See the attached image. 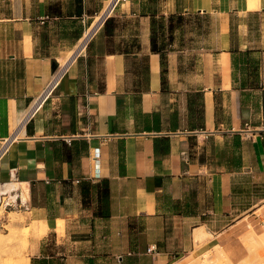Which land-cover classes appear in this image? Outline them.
<instances>
[{
    "label": "crops",
    "instance_id": "obj_1",
    "mask_svg": "<svg viewBox=\"0 0 264 264\" xmlns=\"http://www.w3.org/2000/svg\"><path fill=\"white\" fill-rule=\"evenodd\" d=\"M111 1L0 0V189L28 264H167L196 236L236 261L264 224V0Z\"/></svg>",
    "mask_w": 264,
    "mask_h": 264
},
{
    "label": "rangeland",
    "instance_id": "obj_2",
    "mask_svg": "<svg viewBox=\"0 0 264 264\" xmlns=\"http://www.w3.org/2000/svg\"><path fill=\"white\" fill-rule=\"evenodd\" d=\"M244 19L246 18L243 16H234L233 23L237 25L244 22ZM249 20L256 24L259 23L258 15L250 17ZM209 22L211 20L208 18L184 16L180 25L188 29L192 25H207ZM184 33L188 35L189 31ZM58 66L61 68L62 65ZM22 210V207L17 203L10 205H5V202L0 203V264H7L9 261L12 248L10 245L13 242L19 243L24 240L27 241V243L25 241L27 248L25 247V251L21 248L22 261L24 264H28V254L32 251L34 244L33 224L25 217ZM195 238L196 245L193 250L172 257L167 264H264V224L258 234L249 233L242 238L247 252L236 261L231 260L219 246L214 245L207 237L196 236Z\"/></svg>",
    "mask_w": 264,
    "mask_h": 264
},
{
    "label": "trees",
    "instance_id": "obj_3",
    "mask_svg": "<svg viewBox=\"0 0 264 264\" xmlns=\"http://www.w3.org/2000/svg\"><path fill=\"white\" fill-rule=\"evenodd\" d=\"M182 19H183V17L180 15L169 16L167 18V21L169 22V24H168L169 28L172 25L179 26ZM163 24H164L163 17H160L159 19H155L153 17L151 20V50L154 52H160L161 64L163 63L162 60L164 59V55L162 53L163 45H162V43H159V46L157 45V37L159 36V31L163 27ZM248 62H250L251 71L255 72L257 70V65L255 63L256 61L254 59L248 58ZM263 107H264V95H263ZM104 190L106 191V187L104 188ZM103 195H105L104 192H103ZM45 263H46L45 259H41L39 262V264H45Z\"/></svg>",
    "mask_w": 264,
    "mask_h": 264
},
{
    "label": "bare ground",
    "instance_id": "obj_4",
    "mask_svg": "<svg viewBox=\"0 0 264 264\" xmlns=\"http://www.w3.org/2000/svg\"><path fill=\"white\" fill-rule=\"evenodd\" d=\"M110 6V5H109ZM104 14H105V12L102 14V15H100L99 16V18H104ZM93 32H92V29L91 30H89L83 37H82V40H80L79 41V43H80V45H79V43H78V45H77V48H78V46H80L81 48L83 47V45H85L86 44V42H87V40L89 39V37L91 36V34H92ZM62 68L59 70V75L63 72V70H64V68L66 67V63H63L62 64V66H61ZM15 186V185H14ZM12 184H7V185H5V186H3L0 190L2 191V192H7V194H9L10 195V197H12V198H14V196H15V193H14V190H15V187H14ZM11 213V212H10ZM25 236V235H24ZM27 239V238H26ZM25 241L26 240H24L23 242H19V243H14L13 242V244L12 245H10V246H12V248H11V250H10V259H9V261L7 262V264H24V262L22 261V257H23V255L21 254V248H22V250L23 251H25V247L27 248V246H26V243H27V241H26V243H25ZM248 241V240H247ZM246 241V242H247ZM21 245H22V247H21ZM9 250V249H8ZM7 250V251H8ZM6 253V252H5ZM24 259V258H23ZM1 260V259H0Z\"/></svg>",
    "mask_w": 264,
    "mask_h": 264
},
{
    "label": "built area",
    "instance_id": "obj_5",
    "mask_svg": "<svg viewBox=\"0 0 264 264\" xmlns=\"http://www.w3.org/2000/svg\"><path fill=\"white\" fill-rule=\"evenodd\" d=\"M117 0H112L111 2H112V5L116 2ZM107 15V14H106ZM106 15L104 16V18L106 17ZM103 18V19H104ZM59 72V71H58ZM58 72H57V74H58ZM57 74H56V76H57ZM56 78V77H55ZM52 86L53 85H48L47 86V88L43 91V93L36 99V101H35V106L37 105H39L46 97H47V95H48V93H49V91H50V89L52 88ZM15 136L16 135H13V136H11V137H9L8 139H6L4 142H3V145L0 147V157H1V155L4 153V152H6L7 151V149H8V147H9V145L11 144V142L13 141V139L15 138ZM6 196V194H1L0 193V203H2V202H5V205H10V204H13V203H17L19 206H21L22 207V209H23V206H22V202H17V200H16V197L13 199V198H9V197H5ZM6 199V200H5ZM154 249H153V247H148L147 248V251L148 252H151V251H153Z\"/></svg>",
    "mask_w": 264,
    "mask_h": 264
}]
</instances>
